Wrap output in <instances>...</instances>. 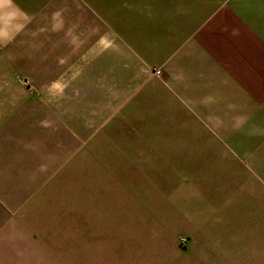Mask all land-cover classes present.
Wrapping results in <instances>:
<instances>
[{
	"label": "crops",
	"instance_id": "obj_1",
	"mask_svg": "<svg viewBox=\"0 0 264 264\" xmlns=\"http://www.w3.org/2000/svg\"><path fill=\"white\" fill-rule=\"evenodd\" d=\"M40 3L0 0V48L30 27ZM186 6L174 27L148 33L135 62L133 91L138 83L150 85L152 95L165 93L170 133L173 126L179 131V137L166 136L165 156L191 158L182 164L185 172L226 179L213 176L199 185L215 188L208 192L212 198L203 196L210 201H201L212 209L201 207L203 217L196 218L202 232H189L195 239L171 258L179 264H264V248L249 244L247 204L238 202L249 188H260L264 199V0ZM71 73L68 84L56 78L44 85L40 90L50 99L27 102L26 117L0 140V264H120L108 246L92 242L82 250L68 232L41 230L44 211L55 206L44 194L82 146L96 139L77 127V109L61 99L76 82ZM217 187L227 189L226 197Z\"/></svg>",
	"mask_w": 264,
	"mask_h": 264
},
{
	"label": "rangeland",
	"instance_id": "obj_2",
	"mask_svg": "<svg viewBox=\"0 0 264 264\" xmlns=\"http://www.w3.org/2000/svg\"><path fill=\"white\" fill-rule=\"evenodd\" d=\"M39 1L30 27L0 48V140L26 117L27 102L50 99L40 90L44 85L56 78L68 84L70 70L76 82L61 99L77 109V127L96 138L44 194L55 206L44 211L41 230L68 232L82 250L92 242L108 246L120 264H179L171 257L195 239L189 232H202L196 217L203 207L212 209L201 201H210L215 188L199 185L226 176L185 172L182 164L191 158L165 156L166 136L179 137L174 126L170 133L165 93L152 95L150 85L138 83L134 93L132 75L148 33L174 27L197 0ZM218 191L226 197L227 189ZM241 195L238 202L249 209V244L264 248L261 189Z\"/></svg>",
	"mask_w": 264,
	"mask_h": 264
},
{
	"label": "built area",
	"instance_id": "obj_3",
	"mask_svg": "<svg viewBox=\"0 0 264 264\" xmlns=\"http://www.w3.org/2000/svg\"><path fill=\"white\" fill-rule=\"evenodd\" d=\"M185 241L184 240H182V243H184Z\"/></svg>",
	"mask_w": 264,
	"mask_h": 264
}]
</instances>
